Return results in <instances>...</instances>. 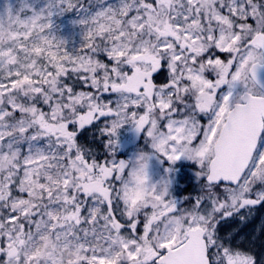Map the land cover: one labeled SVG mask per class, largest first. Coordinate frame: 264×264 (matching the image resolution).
<instances>
[{
    "label": "snow or ice",
    "instance_id": "1",
    "mask_svg": "<svg viewBox=\"0 0 264 264\" xmlns=\"http://www.w3.org/2000/svg\"><path fill=\"white\" fill-rule=\"evenodd\" d=\"M21 3L0 15V264L45 233L81 264H264V0H89L73 54L49 30L79 0ZM126 124L200 194L115 159Z\"/></svg>",
    "mask_w": 264,
    "mask_h": 264
},
{
    "label": "rangeland",
    "instance_id": "2",
    "mask_svg": "<svg viewBox=\"0 0 264 264\" xmlns=\"http://www.w3.org/2000/svg\"><path fill=\"white\" fill-rule=\"evenodd\" d=\"M22 0H0V15H3L7 9L11 8L13 13H15L21 6ZM111 2V0H110ZM27 3L30 4L36 11L45 9L48 4V0H27ZM83 5L84 7H91L89 0H79L77 8H73L68 11H64L62 14L54 12L51 21L52 28L49 30L50 33L56 38L63 40L65 42V51L69 54H73L81 49L84 44V29L79 21L83 18V12L80 11L79 7ZM31 15V12L27 13ZM219 92L221 94H226L228 92V85H223ZM243 92L241 85L237 84L234 94H240ZM99 126H103V121L98 122ZM94 142L89 139V143L92 144V147L99 153L98 155L103 160L106 157V152L104 145L106 144V138L101 135L97 130L94 131ZM115 139L117 140V145L115 148V159L129 162V167L134 165L135 158L140 151L153 153V150L150 147V144L146 138L144 132H137L132 125L126 124L118 129ZM191 165V166H190ZM171 169V171H166ZM198 166L195 162L188 160L186 158H181L175 164L170 163L163 157L158 154L153 153L150 157V164L148 168V177L149 181L152 184L159 183L162 179L170 181L168 186L169 199H173V196L180 197L179 201L181 202L186 197L189 198L187 189H183L184 185L188 184L194 185L197 195L200 194V178L197 176ZM185 175L188 178V175H196L195 180L192 182H184L181 179L180 175ZM196 195V196H197ZM187 202V200H185ZM182 204V203H180ZM255 250L259 252L260 249V238L256 240Z\"/></svg>",
    "mask_w": 264,
    "mask_h": 264
},
{
    "label": "clouds",
    "instance_id": "3",
    "mask_svg": "<svg viewBox=\"0 0 264 264\" xmlns=\"http://www.w3.org/2000/svg\"><path fill=\"white\" fill-rule=\"evenodd\" d=\"M5 40H8L7 35ZM148 156V152H138L133 165L138 173L143 165H147L148 174L150 164ZM27 256L29 264H81L83 253L74 242L70 246L62 247L50 233H45L29 248Z\"/></svg>",
    "mask_w": 264,
    "mask_h": 264
},
{
    "label": "flooded vegetation",
    "instance_id": "4",
    "mask_svg": "<svg viewBox=\"0 0 264 264\" xmlns=\"http://www.w3.org/2000/svg\"><path fill=\"white\" fill-rule=\"evenodd\" d=\"M222 87V86H221ZM96 152H97V149L95 150ZM97 154H99L98 152H97ZM121 160H124V159H121ZM125 161V160H124ZM191 166V165H190ZM185 173L186 172H184V175L182 176V175H180L179 177H180V182H181V179L184 181V182H186V181H188V182H192V180L194 179L195 180V177H196V175H194V174H191V175H188V178H187V176L185 175ZM185 187H183V189H187V191H188V193L190 192V194H189V199H192V198H195L196 197V195H197V193L195 192V191H193L194 189H195V187H194V185H192V184H188V186H186V185H184ZM179 198L180 197H175V196H173V200H175L178 204H180V203H182V204H186L187 202L185 201V199H183L181 202L179 201ZM181 204V205H182Z\"/></svg>",
    "mask_w": 264,
    "mask_h": 264
},
{
    "label": "water",
    "instance_id": "5",
    "mask_svg": "<svg viewBox=\"0 0 264 264\" xmlns=\"http://www.w3.org/2000/svg\"><path fill=\"white\" fill-rule=\"evenodd\" d=\"M257 78L259 81V84L264 87V66H261L257 70Z\"/></svg>",
    "mask_w": 264,
    "mask_h": 264
}]
</instances>
